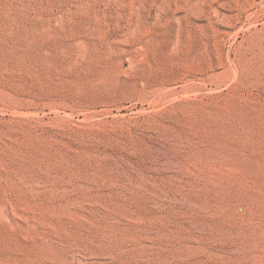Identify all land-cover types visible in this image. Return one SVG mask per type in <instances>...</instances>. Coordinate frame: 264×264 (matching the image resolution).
I'll return each instance as SVG.
<instances>
[{
    "label": "rangeland",
    "instance_id": "rangeland-1",
    "mask_svg": "<svg viewBox=\"0 0 264 264\" xmlns=\"http://www.w3.org/2000/svg\"><path fill=\"white\" fill-rule=\"evenodd\" d=\"M0 264H264V0H0Z\"/></svg>",
    "mask_w": 264,
    "mask_h": 264
}]
</instances>
